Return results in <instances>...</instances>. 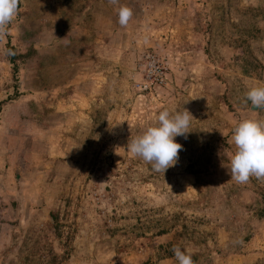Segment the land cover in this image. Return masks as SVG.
Listing matches in <instances>:
<instances>
[{
  "label": "rangeland",
  "instance_id": "obj_1",
  "mask_svg": "<svg viewBox=\"0 0 264 264\" xmlns=\"http://www.w3.org/2000/svg\"><path fill=\"white\" fill-rule=\"evenodd\" d=\"M119 5L19 0L0 40V264H178L175 246L264 264V179L227 170L234 126L264 120L244 103L264 86V0ZM183 108L164 175L126 150Z\"/></svg>",
  "mask_w": 264,
  "mask_h": 264
},
{
  "label": "clouds",
  "instance_id": "obj_2",
  "mask_svg": "<svg viewBox=\"0 0 264 264\" xmlns=\"http://www.w3.org/2000/svg\"><path fill=\"white\" fill-rule=\"evenodd\" d=\"M109 3L119 5V0H109ZM18 11L19 0H0V40L5 37L7 28L17 17ZM117 15L119 25L125 27L132 20L133 11L128 6L119 5ZM244 103L250 104V110L264 109V86L248 90ZM191 120L192 115L184 108L182 111L164 109L157 115L156 125L131 139L126 150L133 157L150 164L155 172L164 175L179 160L178 153L183 150V146L175 142V138L187 139V134L191 132ZM231 138L235 148L227 169L231 179L241 184L247 183L252 176L264 179V120L239 121L232 130ZM172 251L178 264H194L191 254L179 246L173 247Z\"/></svg>",
  "mask_w": 264,
  "mask_h": 264
},
{
  "label": "trees",
  "instance_id": "obj_3",
  "mask_svg": "<svg viewBox=\"0 0 264 264\" xmlns=\"http://www.w3.org/2000/svg\"><path fill=\"white\" fill-rule=\"evenodd\" d=\"M7 52H8V62L12 65V67H14L15 69L17 68L16 67V61H17V58H19L20 55H16V52H15V47L13 46H10L9 43H7ZM263 213H264V209H263ZM51 218L53 220H55V216L54 215H51ZM165 234L164 231H159V235H163Z\"/></svg>",
  "mask_w": 264,
  "mask_h": 264
}]
</instances>
